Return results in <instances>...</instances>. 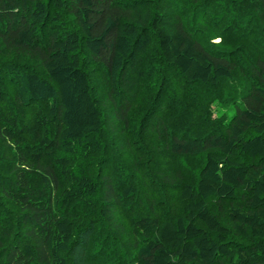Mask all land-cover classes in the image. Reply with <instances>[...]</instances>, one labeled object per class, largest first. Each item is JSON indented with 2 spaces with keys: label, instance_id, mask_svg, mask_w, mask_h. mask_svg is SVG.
Segmentation results:
<instances>
[{
  "label": "trees",
  "instance_id": "trees-1",
  "mask_svg": "<svg viewBox=\"0 0 264 264\" xmlns=\"http://www.w3.org/2000/svg\"><path fill=\"white\" fill-rule=\"evenodd\" d=\"M0 264H264V0H0Z\"/></svg>",
  "mask_w": 264,
  "mask_h": 264
}]
</instances>
